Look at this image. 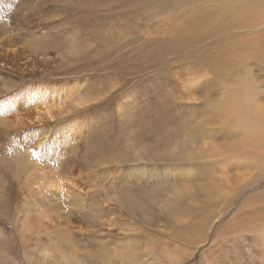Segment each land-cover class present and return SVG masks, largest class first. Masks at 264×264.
Segmentation results:
<instances>
[{"label":"rangeland","instance_id":"rangeland-1","mask_svg":"<svg viewBox=\"0 0 264 264\" xmlns=\"http://www.w3.org/2000/svg\"><path fill=\"white\" fill-rule=\"evenodd\" d=\"M213 3L0 0V41L46 54L0 57V264H51L68 248L81 264H123L126 251L140 264H264V165L232 157L253 151L223 108L244 78L264 109V61L233 63L235 39L264 28L213 29ZM182 145L193 159L172 156ZM232 183L219 220L179 201L176 223L138 197Z\"/></svg>","mask_w":264,"mask_h":264},{"label":"bare ground","instance_id":"bare-ground-1","mask_svg":"<svg viewBox=\"0 0 264 264\" xmlns=\"http://www.w3.org/2000/svg\"><path fill=\"white\" fill-rule=\"evenodd\" d=\"M218 1L219 0H216L217 4L213 3L218 6V10H219V13L218 14L216 13L217 14L216 18H213L215 19V21H213L215 22L213 29L220 28V26H223V25L229 26L228 30L232 29L230 28V26L234 27L235 25H240V27L243 26L247 30H257L259 28H264V25H260L262 23L264 24V4L261 5L260 0H253L254 4L251 7H250V4L252 0H221V2L224 3V10H223V5L220 4ZM64 3H67V1ZM236 11L239 13H235ZM229 14L233 15V20L228 18L230 16ZM200 17L204 24H208L206 16L202 17V15H200ZM259 26H263V27H259ZM1 35H2V32H1ZM248 37H251V33H249L248 35H243L235 39V41H237L238 48L236 50L233 63L234 65L238 64V68H243L244 63H246V61L252 57L253 58L260 57L262 61H264V58L262 57L264 55V32L262 31V32L255 34L254 38H251V39H248ZM6 42H9V41H6ZM255 44H258L256 48L254 47ZM1 52H5L4 55L0 54V57L2 59H5L10 56H12L13 58H16L17 56L14 54L19 52L21 55H23V58H21L18 61L19 64L22 63L23 61L22 66L26 64H31V63H33L34 65H37L38 63H36L35 59L44 60L46 58V54H44V49L33 48L32 44L29 46H26V45L25 46L24 45L8 46L7 43H2L0 41V53ZM226 62L227 61L225 59L224 63ZM3 65H6V63H4ZM238 68L235 67L231 71L232 72L237 71ZM213 71L216 74V76H219L217 70L214 69ZM238 86L239 87L235 90V92L231 93V96L227 97V100L223 102L224 110L229 113L228 119L225 122L227 123L228 121H230L232 127L243 130V135L246 139V144L249 146L248 148H246V150L250 149L253 151V153L249 154L248 151H246V154H234L232 155V157L233 158L236 157L239 164L243 166V168L247 167L251 169V168L257 167L258 165H264V109L256 106L257 102H255V100H256L257 93L254 92L255 89L250 84V81L244 78H241ZM28 98L31 100V99H34L35 97L34 95H30ZM43 105H45V103ZM230 115L232 116L230 117ZM159 120H162V118H159ZM18 125L22 126L23 123L18 122ZM223 125L224 124H221V126ZM148 130L149 128H146V131ZM38 145L39 147L42 146L40 142L38 143ZM105 148H100V150L105 152L106 150H108ZM172 151H173L172 156H177L182 159L185 156L186 160L193 159L195 156V155H191V153L186 152L183 145L180 147L172 148ZM11 162H14V160ZM26 162L28 163V161ZM244 179L245 178L243 177L239 178V175H238V180L242 181ZM217 183L218 182H216V184ZM231 186L233 188H230L226 191H222L221 186L215 185V184L205 187L204 189H207L205 191H202L200 187H189V188H186L188 192H186L183 189H176V188L174 189V187H170L165 192L162 191V194H158L153 189H150L149 192H145V194L138 195V197L139 198L143 196L146 197V200L144 199V201L148 202L149 204H155V205L161 204L159 209L163 212L165 216H168L171 219L176 220V223H181L177 215L179 213L178 211L179 201H183V202L188 201V202H191V204H196V205L200 204V207H203V208L211 207L208 209H202L200 218L204 220L212 221V220H219L222 217V216H219V215L217 216L216 214H214V212L217 209L219 210V208H221L222 206L225 208V206H227L229 203L232 202L231 200L233 198L231 197V195L235 194L234 190L236 189V186L234 183H232ZM190 188H192L193 191H191ZM168 199H170V201H174L173 205L168 203L169 202ZM250 207H253V205L252 204L244 205L241 207V209L248 210V208ZM139 210L140 212H143L145 214L143 215V217L151 216L142 206L141 208L139 207ZM259 211L261 213H264V207L260 208ZM251 212L252 211H247L246 216L251 217L249 215ZM66 219L68 220L67 217ZM143 219L145 220V218ZM253 227H254L257 237H259L261 240L264 241V226H262L258 222H255ZM210 229H211V226L209 223V224H203L201 225V227L199 226L198 229L196 230L198 233L202 235L206 231H209ZM21 230H23V227H21ZM69 241H70V237H69L68 242ZM70 244L72 245V243ZM67 250L66 252H64L67 254L60 255V256H53L51 259H49L51 261V264H81L80 260H78L77 258L78 255H76L75 252L68 253L69 251ZM72 250H75V249H72ZM99 255L101 254L99 253ZM122 257H125L124 260L122 261L123 264H140L138 262L133 261L127 251L125 254L122 255ZM263 258H264V253H263Z\"/></svg>","mask_w":264,"mask_h":264},{"label":"snow or ice","instance_id":"snow-or-ice-1","mask_svg":"<svg viewBox=\"0 0 264 264\" xmlns=\"http://www.w3.org/2000/svg\"><path fill=\"white\" fill-rule=\"evenodd\" d=\"M27 147V146H26ZM32 155H35V152H32Z\"/></svg>","mask_w":264,"mask_h":264}]
</instances>
